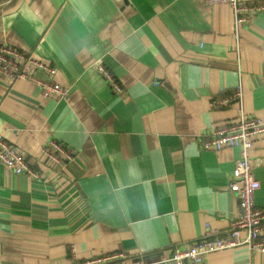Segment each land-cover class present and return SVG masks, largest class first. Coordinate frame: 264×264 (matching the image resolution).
<instances>
[{
  "label": "crops",
  "instance_id": "0c3cea01",
  "mask_svg": "<svg viewBox=\"0 0 264 264\" xmlns=\"http://www.w3.org/2000/svg\"><path fill=\"white\" fill-rule=\"evenodd\" d=\"M0 39L56 68L0 79V131L33 171L0 162V264H139L200 239L207 223L229 229L241 212L229 188L241 151L203 142L238 115L223 100L239 86L246 113L264 119V14L237 37L227 2L0 0ZM51 138L75 159L49 161ZM250 154L264 206V134ZM204 264H264V252L239 245Z\"/></svg>",
  "mask_w": 264,
  "mask_h": 264
},
{
  "label": "built area",
  "instance_id": "2783aa9c",
  "mask_svg": "<svg viewBox=\"0 0 264 264\" xmlns=\"http://www.w3.org/2000/svg\"><path fill=\"white\" fill-rule=\"evenodd\" d=\"M207 4L227 2L234 13L236 35L239 37L240 27L248 26L253 19L264 14V1L254 0H206ZM34 64L37 69H44L54 76L56 68L50 61L39 59L22 50L17 45L0 39V79L16 81L23 77L34 78V73L28 71L29 65ZM96 69L108 81L115 93H122L123 89L112 71L102 59L95 60ZM48 93L66 98L69 89L59 83H51L40 79ZM224 104L235 102L239 105V113L235 118L228 119L219 127L213 129L210 137L203 142L205 148L222 149L225 146L238 147L241 151L236 159L233 177L229 188L239 197L241 212L233 219L229 229L218 233L211 224H206L203 237L195 240L188 246H178L169 256L156 260L142 261L139 264H204L205 255L239 245H247L250 251L264 252V206L258 205L256 193L261 186L257 178L250 154L256 140L264 134V119L260 116H249L243 108V90L239 86L237 91L223 100ZM214 104L218 105L216 101ZM45 157L51 162H72L78 154L75 148L68 147L55 138L48 140L43 147ZM0 162L11 170L20 172H33L32 166L26 159L24 152L12 143L0 131ZM34 177L38 175L33 174ZM94 259L84 264H92Z\"/></svg>",
  "mask_w": 264,
  "mask_h": 264
}]
</instances>
